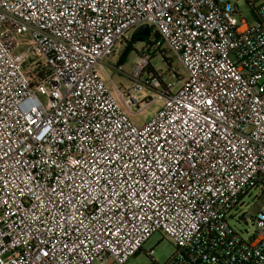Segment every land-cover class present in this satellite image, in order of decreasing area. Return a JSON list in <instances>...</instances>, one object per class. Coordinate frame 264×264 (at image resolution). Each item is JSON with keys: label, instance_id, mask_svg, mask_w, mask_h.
I'll list each match as a JSON object with an SVG mask.
<instances>
[{"label": "built area", "instance_id": "2783aa9c", "mask_svg": "<svg viewBox=\"0 0 264 264\" xmlns=\"http://www.w3.org/2000/svg\"><path fill=\"white\" fill-rule=\"evenodd\" d=\"M244 1L250 23L229 0H0V264H126L157 231L163 264H264V211L246 237L228 220L264 191V0ZM142 24L113 94L102 60ZM162 48L185 76L139 80Z\"/></svg>", "mask_w": 264, "mask_h": 264}, {"label": "rangeland", "instance_id": "374dc122", "mask_svg": "<svg viewBox=\"0 0 264 264\" xmlns=\"http://www.w3.org/2000/svg\"><path fill=\"white\" fill-rule=\"evenodd\" d=\"M231 3H237L239 5L240 14L238 16H243L246 18L247 22H252V12L253 8H257L259 3H254L253 6L246 3L244 0H229ZM154 32V30H153ZM131 34L128 33V36L120 41V43L113 49V53L107 55L103 58L102 64L105 68L108 77L104 72L101 71V77L105 82H108L109 90L115 94L114 88L109 82L111 80L119 90L126 91L131 88L136 80L132 76L133 67L136 59L138 58L140 52L145 51L150 48V43L154 39V33H149L144 35V39H141V36L136 39H131ZM19 44L17 45L18 49L28 46V39L25 36L19 37ZM167 56L171 58V64L177 70V74L180 76H185V71L180 65L178 60L172 56L170 52H167ZM120 64L121 68L116 69L115 67ZM159 72L163 81L175 80V77L172 75V71L168 70V64L162 60L161 56L157 51H151V56L149 59V68L143 72L139 80L143 81L151 75L153 77L155 74L153 72ZM181 83L179 82L177 86L179 87ZM152 85H144L142 90L137 92L135 95L138 99H143V97H155L156 90ZM39 97L44 100L42 94ZM163 100L156 99L147 104L143 109L137 112H128V118L136 123L141 124L149 120L160 108ZM135 109V106H133ZM259 210L264 211V191H259L252 189L247 196L244 197L243 203L241 206H238L236 209L232 210L228 218L229 223L237 230H240L243 235L246 237L252 235L257 231L258 226L253 220V216ZM153 250V258L146 254V251ZM175 254V245L174 243L162 232H154L141 246V248L132 255L126 264H163L169 260ZM154 261V262H153Z\"/></svg>", "mask_w": 264, "mask_h": 264}, {"label": "trees", "instance_id": "16d2710c", "mask_svg": "<svg viewBox=\"0 0 264 264\" xmlns=\"http://www.w3.org/2000/svg\"><path fill=\"white\" fill-rule=\"evenodd\" d=\"M149 27V33H154V37H157V32H153V29L152 27L148 26ZM134 31V30H133ZM132 31V32H133ZM137 37L136 36H133L131 35V39H136ZM145 37H141V39H144ZM157 52L159 53V55L161 56L162 60H164L167 64H168V70L170 71L172 68H174L171 64V58L167 56V52H170L168 49L166 48H162V49H159L157 50ZM171 53V52H170ZM172 54V53H171ZM173 57H175L173 54H172ZM176 58V57H175Z\"/></svg>", "mask_w": 264, "mask_h": 264}, {"label": "water", "instance_id": "95a60500", "mask_svg": "<svg viewBox=\"0 0 264 264\" xmlns=\"http://www.w3.org/2000/svg\"><path fill=\"white\" fill-rule=\"evenodd\" d=\"M149 34V27L147 24H142L134 29L131 35L136 36L139 38L140 36L148 35Z\"/></svg>", "mask_w": 264, "mask_h": 264}]
</instances>
